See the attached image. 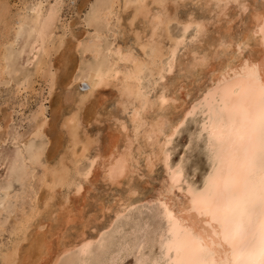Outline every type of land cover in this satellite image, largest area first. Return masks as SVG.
Listing matches in <instances>:
<instances>
[{
    "label": "bare ground",
    "instance_id": "1",
    "mask_svg": "<svg viewBox=\"0 0 264 264\" xmlns=\"http://www.w3.org/2000/svg\"><path fill=\"white\" fill-rule=\"evenodd\" d=\"M33 2H35V1H33ZM85 2H87V1H85ZM136 2H137V0H95L94 3L90 5V10L86 14V17L90 18V23L86 22V17L84 19L85 25L87 27L93 29L92 33L85 31L86 38L84 40H82V39L79 40L76 38V35H75V37L73 35H71V37L74 41L72 44V49L75 52L82 55L83 60L81 63L78 64V66H76V67H78L76 71L72 70L75 73H73L71 71L73 73V75L68 80V83H66V85L70 86L71 84L79 81L80 83L85 84L86 88L84 90L82 88H81L82 90L79 88H78V90H76L74 96H72V98H71L72 99L71 100L72 101L71 108H69V110L65 114H62L61 118L59 119L60 120L59 121V130L62 133V135L65 136V139H64L65 143H63L64 144L63 146H60L59 144L56 145V147L54 146L55 150H54V152H52L53 153V154H51L52 156L49 155L45 159V162L47 165L44 164V169L42 171L41 178H40L41 186H43L45 188V191H43L44 194L41 196V198L38 196V198H40V200L38 198H37V200H35V198H34V201H36L35 203L33 201H31L33 205H32L28 214H24L23 210H21L22 213H21V216H19L20 219L18 220L17 223H14V225H16V228H14V229H16L18 231V233L20 234V237L22 235V239H19L20 237L17 238V239H19V241L21 240V242L23 240H25L26 231L32 230L30 228L33 226H31V227L29 226V229H28V224L32 220V218L39 216L43 213H48V215H46V217H49L53 213L52 211L54 210V208L52 209V211L51 210L47 211V210L51 209L52 206L53 207L55 206V208H56V205H54V203L52 204V200H55L54 195L56 193H54V192H55L56 188H62V187L69 188L71 185L72 186L74 185V186H76V188L74 189L75 192H79V191H77V188L80 189V186L78 185V182L75 181L73 176H81V174L83 173V172L82 173L79 172V165H80L82 160L83 161L86 160V162L87 161L89 162V165L84 172V176H83L84 178H85V174H87V176L88 175L90 176V173L92 171H94L96 168H98L101 172L97 171L96 173H94V180L92 181V183L96 182L97 179L100 178V180H103L102 181L103 183L105 182L109 186L115 185L117 187V186H119V184L121 185V182H119L120 180L117 181L116 183L107 182L105 180V169L110 165V163L114 164L122 156H127L129 158V165H128L129 170H128L127 174L124 177H122L121 179L129 178L128 175L129 174L132 175V173L136 169L135 165L139 162L138 160L141 157L140 155L143 156V154H145V157L143 156V158H145L144 162H146V164H144L146 166L145 167L147 170L146 172L151 173L153 171L155 164H157L156 162L161 163L162 169L164 170L163 172L165 173V176H164L165 178L163 179V181H165L164 185L166 184L165 192H168V188L171 185L172 175H173V173H176V175H177V186H176V188L181 190V187H182L181 185H183L181 183H184L185 188L184 189L182 188V189L184 190L183 193L185 194V196L188 193L189 189L195 190L198 188H203L205 179L208 177L209 173L213 171L212 160L210 158V151H209V135L207 132H204L203 125H204L205 119H206V116L204 113L207 111V103L210 102V100H211V98H209V101L206 102L205 97L208 95L210 90L215 88L214 73L221 70L222 64L225 67L227 66V60L226 59H223V60L216 59V57L219 55L218 50L220 49L221 41L228 44V43H232V41L236 39V38L234 39L231 36L232 25L229 23L230 21L234 20L236 17H240L239 22L244 23V25L246 23V21H244V19L241 18L242 14L245 11L243 9L239 8L237 5L242 4V5L246 6V9L248 7L251 9V11L249 13V20L247 22L248 28L246 27L243 30V32L239 33V36L236 39V40H239L241 38V36H243L244 38H247V36L250 33L256 32L258 30L259 25L261 23H264V20H262V17H264V2L262 0L263 3L260 2L261 3V4L259 3L260 5L256 4L257 7L256 6L253 7V5H255V3L249 4V2L246 0H224V3L227 5V7L223 8V9H217L216 8L217 0H197L196 3H199L201 5L200 8H207L206 11L208 12V14L214 13V15L212 17V22L214 21V24L220 23L221 21H223V23H224V24H222L223 26L221 25L220 27L216 28L218 31H217V37L214 38L215 40L207 41V42L205 41L206 39L203 35H205L206 37L208 35L206 33L207 32L206 27L209 24L211 17H209V19L206 17V19H205L204 17H200V16H196V15L193 16V15H191V13L189 14V12H188V14L186 16H184L183 19H180L178 16L179 14L176 13L177 9L180 8L182 6V4H184L185 2H188V3L193 2V0H180V7H176L174 0H170L168 7L163 9L165 16L168 18V22L163 26V29L158 30L155 33V35L153 34V31L151 28L152 21L150 19H147L146 15L137 16L136 9H135V7H133V5ZM141 2L148 6L147 13L151 14V16H156L161 11V9H159L157 7L159 0H141ZM41 5L38 2L35 5L33 4V7L31 8L30 14L28 16L25 14L18 15V17L16 18V21L11 24L9 22V20H7L8 19L7 15H8L9 9H7L6 4H2V1H1V4H0V26H1V28H0V31L3 30L5 35L3 36V39L0 40V82L4 81V79H5L4 74H5V72H7L9 70V64L13 58L14 52H13L12 48L15 45L14 44L15 43L14 38L16 35H18L19 32H21L23 30V28H26V35H27L26 39L27 40H26L25 46H23L21 48L19 53H21L25 47L28 49L27 56H30L31 61L36 60V66H35L36 72L35 73H37L38 77H40V79L42 80L41 82H43L46 85L47 90H48V95H50L52 90H53V87L55 85V78H56L55 77L56 71L53 69L54 67L52 68V65H51L52 63L50 61H51L52 57L56 56V54L59 53V51H60V53H61V51H64L63 46H64L65 41L63 39V36L60 35L59 37L56 36L58 39V42L56 41L57 43L56 44L54 43V37L52 36V32L49 29V27H52L50 25L53 23L54 20L52 21V23L47 25V27L44 29L43 34L41 33V28L44 27L45 22L48 19L49 13L55 12L54 11L55 9H53L52 11L48 12V14L46 16H43L42 10H41ZM112 5H116V7H112ZM126 5H127V7H126ZM230 5L233 6V7H231L232 11H233V9H236L237 11H234L231 14H229L228 12L231 10V8L229 9ZM34 7L36 8L35 13L33 12ZM228 9H229V11H228ZM54 16H56V14ZM134 17L136 18L135 22L141 23V26H139L140 28L138 27L139 29L136 28L138 25L137 26L134 25L136 23H132V24L129 23V21L133 20ZM189 17H191V20H189ZM224 17H228L227 20H224ZM56 20H58V19L56 18ZM37 21H39V23H37ZM122 21L125 23V25L123 24L124 27L121 25ZM173 22L175 25L179 26V28H180V31L177 35H172L169 31V26ZM190 24H191V26L188 27L187 31H185L186 26H188ZM196 25H201V27L203 28V32L201 35H197ZM56 29H57V27H56ZM190 29H194L196 31L195 35L190 40V42L193 43L194 37H195V40L198 39V41L200 40V41L204 42V46L206 48L208 47L209 51H204L203 50L204 47L200 48L199 46H198V48H196L194 46H187L185 48L183 46L184 41H185V35L187 34V32ZM12 30H13V36H12V38L8 39L6 35L10 34V31H12ZM69 31H71V30H69ZM3 32H0V33L2 34ZM128 33H130V35L132 36L131 37L132 41H130L131 43L128 42L131 45H128V44L120 45L119 42L121 41V39L118 40L119 44H115L116 43V42H114V40H116L115 38H117L119 35H125V34L128 35ZM62 35H64V34H62ZM127 35L125 37H127ZM110 36L114 40L110 41L108 39ZM214 36H215V34H213V37ZM128 37H129V35H128ZM200 37H202V38H200ZM15 39H17V38H15ZM257 39H258V37L253 36L252 43L255 44ZM207 40H209V39H207ZM145 45H148V47H145ZM69 46L71 47V45H69ZM131 46H134V47H131ZM181 46L185 48V54H183V56H185L184 59H182L181 57H177L179 54L178 55L176 54L177 50ZM64 47H66V46H64ZM199 49H202V50H199ZM172 50H175L174 54H173ZM205 55H208L209 57L212 58L211 63H210V67L208 69L196 68L194 66L195 60L198 57H202ZM129 56H130V61H129ZM61 60H63V59L61 58ZM69 63H72V62H69ZM138 64L144 65L143 74L139 80H130L129 83L133 84L137 89L142 90L144 92V94L148 97L149 100L154 101L157 104V107H155V108H153L151 105H149L147 111L144 113L146 126L140 127L139 130L133 125L132 113L135 112L140 106L135 105V104L130 105L128 107L127 112H126L125 108L120 105V93L118 91V89L121 88L125 83L126 74L132 70H135ZM74 65H76V64H74ZM176 68H177V71L179 72V74L180 73L183 74L180 76L181 79H182V77L184 78V80H185V78H187V79L190 78L188 84L182 85L181 83L177 82L179 79L173 80V82L171 80L170 83H168L166 81L164 82L163 79H166L165 78L166 74H172ZM21 71H23V70H21ZM193 72H194V74H193ZM98 73L105 77L106 85H110V86L96 87L95 89L92 90L91 93H89L88 92V87H89L88 82L95 80ZM117 73H119V75H117ZM33 75H34V73H33ZM200 76H202V78L208 76V85L205 87L202 85L204 88L202 87L199 89V95H198L197 99H194V102L191 101V104L189 103V105L184 104V101H185V100H183L184 98L182 99L181 97L176 96L177 91L179 89L180 90L186 89L187 87H189V85L191 83L193 84V82L195 81V78H197V77L199 78ZM83 79H85V80H83ZM156 80H160V81L163 80V83L158 82V84H156V85H159V83H161V85H159V88H158L159 91L158 90H157L158 92L155 91V92H157V94L154 95V94H152L153 93L152 90H156V89H153L151 87V85ZM184 80H183V82H184ZM175 81H176V84H175ZM200 82H201V80H200ZM30 83L31 82H27V85L29 86ZM97 83H99V81H97ZM18 84L23 85L25 83H24V81H20ZM194 84H195V82H194ZM20 85H18V86H20ZM156 85H155V87H156ZM19 88H22V87H19ZM104 89H110L114 95V97H113L114 100L112 102V104L114 103V106L116 109V111L114 113L119 112V113L124 114V115L126 113H128L129 116L126 119L127 120V122H126V121H122L118 117H116L115 116L116 114L115 115H113L112 113L107 114L108 120H113L114 122L117 123V125H115V126H116V130H118V134L120 135V138L116 137V136L115 137L110 136V138L108 137V140L105 143V145L104 144L103 145L100 144L101 146L98 145L99 147L95 151V153L92 155H89L90 151L92 149L96 148L95 146H96V144H98L99 140H98L97 135H93L92 133L91 134L87 133L86 129H84L85 128L84 124L86 126L91 121L98 122V124H99V122L100 123L103 122V121H100V119H99V117H100L99 113H101L103 111H101V112H98V111L105 103V101L103 99L99 100L100 99L99 93H100V91H102ZM27 90H28V88H27ZM17 92H18V89H17ZM149 92H152V93L149 94ZM161 92H164L166 95V98L169 100V103L164 106L163 110H161V108L159 107V94ZM19 94H20V92H19ZM94 94L99 95L98 96L99 99L96 100V95H94ZM150 95H151V97H150ZM152 95H154V96L152 97ZM92 97H95L94 98L95 100L91 101ZM179 98H181L182 101H181V99L179 100ZM124 100L127 101L128 98L125 97ZM173 102H179V104L174 105ZM202 104H203V111L201 110ZM184 105H185V107H184ZM194 108L196 109V111L193 112ZM177 109L180 110V114H178V116L176 118H173L170 120L168 118V116H170L171 114L169 115L168 113H172L173 111H175ZM81 112H82V114H81ZM195 112H197V113L199 112V114L201 113V116H203V120L201 121L202 123L199 122V123H201V125L199 126L200 127L199 133L201 136V133L203 132L204 137H206V142L204 141V143H205L204 145H206L207 149L206 148H204V149H206L208 152V159L210 162L208 171H207L205 177L203 178L202 182H200L199 185H192L190 183L183 181V168L180 165L181 163L179 162L175 166H171L169 163L170 155H169V151L167 150V146L169 145L170 139L173 137V135H175V133L177 132V129L184 122L185 118L189 115V113L194 114ZM30 116H31V120L34 124H32L33 128L31 130V132L29 133V137L31 139H35V138H39V137L43 136L44 128L47 124V121H46L47 119L45 118V115H44L43 106L39 105L35 111L31 112ZM191 117L192 116L190 115V118ZM197 117H198V115H197ZM194 118H195V116H194ZM5 120H8V119H5ZM73 120H75V122H76L75 125L72 124ZM113 121H112V123H113ZM158 121L163 122L162 127L156 126ZM32 122H29V123H32ZM6 123H8V122H6ZM127 123L129 124V127H130V130H128V132H127V128H126V126L128 125ZM66 125H67V127H66ZM121 130H123V132H124V130H126V132L122 133ZM37 131H38V134L33 135V132H37ZM93 133H95V132H93ZM27 135H28V133H27ZM29 137H28V139H30ZM160 137H162V138L160 139ZM197 137H199V136H197ZM27 142L30 145L32 144V142L30 143V140ZM55 142H56V140H55ZM44 146L45 145L40 144L39 146H36L34 149L35 151H37L39 153L40 157L42 156L43 150L45 149ZM144 148L149 149L148 151H147V149L145 150V151H147V153H145ZM136 156L137 157L140 156L138 160H137ZM165 158L167 159V164L164 163ZM149 160H151V162H152L151 166H149ZM93 161H95V163H93ZM12 163H13V161H12ZM20 165H23V161L20 162ZM58 165L60 166L59 168L57 167ZM15 166H16L15 170L12 168L13 164H12L10 169H13V173L15 174L16 178H18L21 175V170H20V166H17V162H16ZM178 166H179V168H178ZM91 168H92V170L89 173V169H91ZM7 169H8V167H7ZM50 170H56L57 175L54 177L52 174V171H50ZM9 172H11V170ZM131 175H129V176L132 177ZM11 176H12V174H11ZM31 176H32V173L30 172L26 179L28 180V178H30ZM12 177H14V175ZM54 179L56 180L57 186L52 187ZM8 181H10V180H8ZM17 181H18V179H17ZM88 183H89V181H88ZM92 183L89 185L92 186ZM6 184H8V182ZM23 185H25V184H23ZM4 187L5 186H3L2 188H4ZM2 188H0V189H2ZM44 188H43V190H44ZM133 190L128 191L130 196H131V193H134ZM169 192L171 193V191H169ZM27 193H29V191ZM57 194H59V193H57ZM75 194H77V193H75ZM7 195H8V193H7ZM159 195H160V193H159ZM159 195L157 196L158 198H159ZM163 195H164V193H163ZM14 199H16V198H14ZM131 199H132V197H131ZM116 201L118 203L119 199ZM3 203H4V206L3 205L2 206L4 208H7L8 207L7 206L8 201L3 200ZM162 203H164V202H162ZM133 204H134L133 201L126 204V206H125L126 208L123 211H125L126 209H129L130 207L133 208ZM136 204H138V203H136ZM59 207H62V206H59ZM66 208H65V212L61 210L62 212L67 213V214L65 215L64 219L61 222V227L59 228L60 231L58 230L59 235H57V236H60L61 240H59V242L57 241L58 242V244L56 243L57 248L54 251V253L52 254V256H48L50 252H49V248L47 246L43 252L41 251V246L46 245L44 236H41V237L40 236H34V245L32 244L33 247L31 246L32 251L30 252V255L28 257L24 254L26 256V258L24 256V258L26 260L24 263L20 262V264H37V263H39V261L40 262L44 261L43 262L44 264H57L58 262H60L63 259L67 260L66 264H86L87 258L89 256V254L92 252L91 248H93L92 247L93 244L95 242H99L101 240L102 234L98 233V235L93 239L84 237L85 232L83 231V229L86 225L85 223H87V222L86 221L85 222L80 221L82 218L81 214H80V213H82V211H80L79 212L80 216H78V219H80L79 221L81 222L79 225L80 228L78 227L80 230L78 229L79 230L78 231L76 229L78 231V234L76 235L75 240L70 241V239H69V242H63L62 240H65V239L68 240V236H67V238L64 239L65 232L66 231L69 232L68 229L67 230L63 229L65 227L64 225H66L68 223L69 217H71V215H69V214L74 212L72 210H71V212L67 211ZM98 208H99V210L98 209L97 210L99 211V213L104 214V211H106L109 207L105 208L104 204L103 205L99 204ZM55 210L58 211L57 208ZM123 211H122V213H124ZM128 211H130V209ZM0 212H1V210H0ZM11 212H13V211H11ZM16 213H17V211H16ZM18 214H20V211ZM97 214H98V212H97ZM61 215H64V214L62 213ZM91 215L94 216V214H91ZM93 216H91V218H93ZM119 216H121V213L118 211H115L114 216H111V217H113L114 219H117ZM50 219H52V218H50ZM82 219H85V218H82ZM183 219L186 223H180L178 225V227L181 229H184V228L191 229L192 227L195 226L199 233H211L213 227H218V225L206 227V225L204 223H198V222L194 224L193 220L191 218H189L188 216H185ZM85 220H87V218ZM198 220H199V218H196V221H198ZM49 221L51 222V220H49ZM60 221H57V222H60ZM72 221H74V217H71V222ZM111 221H113V219ZM77 223L79 224V222H77ZM108 223H110V222H108ZM108 223L106 225H108ZM49 224H52V223H49ZM32 225H33V223H32ZM59 225H60V223H59ZM38 227L39 226L37 225V228ZM165 227H167L166 223H165ZM100 229H98V230L101 231ZM63 230L65 232H62ZM0 231H2V227L0 228ZM34 231H36V230H34ZM96 231H97V229H96ZM1 233H3V232H1ZM36 234H39V233L36 232ZM44 234H46V233L44 232ZM57 239H58V237H57ZM19 241L16 240V242H13L14 244L12 245V247L9 248V250L7 249V251H5L4 253H2L0 255V264H2V262H4V261H17V259H18L17 258V252L20 253L17 250V245H18ZM48 241H49V239H48ZM83 244H89L90 245V248H89L87 255H83L80 252L76 251V249H78ZM129 247H131V245ZM130 250L131 249L129 248L128 251H130ZM112 253L113 252L109 253V255H111ZM45 256L46 257L48 256L47 257L48 259H46ZM18 261H20V260L18 259ZM114 261H115V259H114Z\"/></svg>",
    "mask_w": 264,
    "mask_h": 264
},
{
    "label": "rangeland",
    "instance_id": "2",
    "mask_svg": "<svg viewBox=\"0 0 264 264\" xmlns=\"http://www.w3.org/2000/svg\"><path fill=\"white\" fill-rule=\"evenodd\" d=\"M1 1H2V4H6L7 9H9L8 10L9 12L7 15V18H8L7 20H9V22L11 24L16 21V18L18 17V15L25 14L28 16L30 14L31 8L33 7V4L35 5L37 2L40 3V5L42 4L41 10H42L43 16H46L48 14V12L55 9L54 13L56 14V16H55L53 23L50 25L52 27H49V29L52 32V36L54 37V43L56 44L58 42L57 37H59L61 35V36H63V39L65 41L64 46H66V47L63 46L64 51H61V53L59 51V53H57L56 56L51 58L50 62L52 63L51 64L52 68L54 67L53 69L56 71L55 72L56 78H55V85L53 87V90H52L51 94L48 95V90H47L46 85L43 82H41L42 80L40 79V77H38L37 73H35L36 72V67H35L36 66V60L31 61L30 56H27L28 49L26 47L23 49V51L21 53H19L21 48L23 46H25V43L27 40L26 39V36H27L26 35V28H23V30L21 31L22 33L19 32L18 35L15 36V38H17V39L14 38V41H15L14 44L15 45L12 48L13 52H14L13 58L9 64V70L7 72H5V74H4V78H5L4 81L0 82V188L5 186L4 188L0 189V195H1L0 196V210L2 212V213L0 212V228L2 227V231H0V234H1L0 235V255L2 253H4L5 251H7V249L9 250V248H11L12 245L14 244L13 242H16V240L19 241V239H22V235L20 237V234L18 233V231L16 229H14V228H16V225H14V223H17L18 220L20 219L19 216H21V213H22L21 210H23L24 214H28L32 205H33L31 201H33L35 203L36 201H34V198H35V200H37L38 196L41 198V196L44 194L43 191H45V188L43 186H41L40 178H41L42 171L44 169V164L47 165L45 162V159L49 155L53 154L52 152H54V150H55L54 148L56 147V145L59 144L60 146H63L64 145L63 143H65V140H64L65 136L62 135V133L59 130V121H60L59 119L61 118L62 114H65L69 110V108H71V104H72L71 98H72V96H74L76 90H78V88L79 89L82 88L83 90L86 88L85 84H82L79 81L71 84L70 86H67L66 83H68V80L72 77L73 73H75L73 71L77 70L78 67H76V66H78V64L81 63L83 60L82 55H80L79 53L75 52L72 49V44L74 41H73L71 35H73L74 37L76 35L77 39L84 40L86 38L85 31L92 33L93 29L89 28L85 25L84 19L86 17V14L90 10V5L93 4L95 0H38V1L37 0H0V4H1ZM33 1H35V2H33ZM85 1H87V2H85ZM246 1H248L249 4L255 3V5H253V7H255V6L257 7V5H260L261 3L264 2V0H263V2H262V0H246ZM185 3L182 4V6L180 8L177 9L176 13L179 14L178 15L179 18L183 19L184 16H186L188 14V12H189V14L191 13V15H193V16L196 15V16L204 17L205 19H206V17L208 19H209V17H211L210 18L211 23L209 22V24L206 27L207 28L206 33L208 35L206 34L207 37L205 35H203V36L205 37L206 42L215 40L214 38L217 37V31H218L216 28H218L222 24H224L223 21H221L220 23L214 24V21L212 22V17L214 15V13L208 14V12L206 11L207 8H200L201 5L199 3H195V4L193 2H190V3L185 2ZM231 7H233V6L230 5L229 9ZM229 9H228V11H229ZM234 11H237V10L233 9V11H232V8H231V10L228 13L231 14ZM250 11H251V9L248 7L247 10L241 16V18H243L244 21H246L245 25H244V23H241V22L231 24L232 25L231 36L234 39L235 38L237 39L239 36V33L243 32V30L247 27V22L249 20ZM56 18L58 20H56ZM227 18L228 17H224V20H227ZM135 23H136V24H134L135 26L138 25L136 28L141 26L140 22H138V23L135 22ZM123 24L125 25V23L122 21L121 25L124 27ZM56 27H57V29H56ZM0 28H1V26H0ZM69 30H71V31H69ZM169 31L172 35H177L180 31V28H179V26L175 25L173 22L169 26ZM0 32H3V30H1ZM195 33H196V31L194 29H190L187 32V34L185 35V41H184L183 46L185 48L187 46H194V47L198 48V46H199L200 48L204 47L203 48L204 51H209V48L208 47L206 48L204 46V42H202L200 40L198 41V39L197 40L194 39L193 43L190 42V40L193 38ZM62 34H64V35H62ZM213 34H215L214 37H213ZM4 35H5L4 32L2 34L0 33V36H1L0 40L3 39ZM126 35L127 34L119 35L117 38H115L116 40H114L111 36L108 39L110 41L114 40V42H116L115 44L120 43V45H123V44L131 45L128 42L132 41V38H131L132 36L130 35V33H128V35H129V37L127 35V37L129 38L128 39L127 37H125ZM6 36L8 39L12 38L13 30L10 31V34H8ZM200 38H202V37H200ZM120 39H121V41L119 42L118 40H120ZM207 39H209V40H207ZM69 45H71V47ZM131 47H134V46H131ZM184 47H182V46L179 47V49L177 50V53H176L177 55L179 54L177 57H181L182 59H184V57H185V56H183V54H185V48ZM199 50H202V49H199ZM61 58L63 60H61ZM69 62H72V63H69ZM74 64H76V65H74ZM21 70H23V71H21ZM175 70L177 71V68ZM175 70H174V72L172 71L173 73L171 72L172 74H166V76H165L166 79H163L164 82L166 81V82L170 83L171 80L173 82V80L179 79L177 82L181 83L182 85L188 84L190 78H188V79L185 78V80H184V78L182 77V79L184 80V82H183V80L180 77L183 74H181V73L179 74V72L178 71L176 72ZM33 73H34V75H33ZM193 74H194V72H193ZM83 80H85V79H83ZM163 80H161V81L156 80L152 84L154 87L151 85V87L153 89H156V90H152L153 93L150 92V94L151 93L154 95L157 94V92L159 91V89H158L159 85H161V83H159V85H156V84H158V82L163 83ZM200 80H201V82H200ZM20 81H24L25 84H23V85L18 84ZM27 82H31L32 84L30 83V85L32 87L30 85L28 86ZM194 82H195V84H194ZM194 82H193V84L191 83L189 85V87H187L184 90L179 89L176 93V96L181 97L182 99L184 98L183 99V100H185L184 104L189 105V103L191 104V101L194 102V99H197V97L199 95V89L202 88L203 86L205 87L208 85V76H206L204 78H202V76H200L199 78L197 77V78H195ZM175 84H176V81H175ZM18 85H20V86H18ZM155 85H156V87H155ZM19 87H22V88H19ZM16 88L18 89V92H17ZM27 88H28V90H27ZM155 91H157V92H155ZM19 92H20V94H19ZM99 94H100V96L97 94H94V95H96V100L99 99V97H100L99 100L103 99L105 101L104 105L98 111V112L103 111V112L99 113L100 114L99 119H100V121H103V122H101V123L99 122V124H98V122L91 121L87 124L88 126L87 125L85 126V124H84V127H85L84 129H86L87 133H90V134L92 133L93 135H97L98 140H99L98 144H96V146H95L96 148L92 149L90 151L89 155L94 154L95 151L98 149V147L101 146L100 144L105 145V143L108 140V137L110 138V136H114V137L116 136V137L120 138V135L118 134V130H116V126H115V125H117V123L114 122L113 120H108L107 114H109V113L110 114L112 113L113 115L116 114L115 115L116 117H118L120 120L126 121V122H127L126 119L129 116L128 113H126L125 115L121 114L119 112L114 113L116 111L114 103L112 104V102L114 100V98H113L114 95L110 89H104V90L100 91ZM154 95H152V97ZM150 97H151V95H150ZM94 98L95 97H92L91 101L95 100ZM181 98H179V100ZM182 99H181V101H182ZM173 103H174V105L179 104V102H173ZM39 105H42L44 108V115H45V118L47 119L46 120L47 124L44 128L43 136H41L39 138L31 139L29 137V133L31 132V130L33 128L32 124H34V123L32 122L30 115H31V112L35 111ZM184 107H185V105H184ZM81 114H82V112H81ZM168 114L172 115V116L171 115L168 116V118L171 120L173 118H176L178 116V114H180V110L177 109V110L173 111L172 113H168ZM197 115H198V117H197ZM188 116L185 118V120L181 124V126L177 129V132L170 139L169 145L167 146V150L169 151V155H170L169 163L171 166H175L177 163L180 162L181 163L180 165L183 168V181L190 183L192 185H199L200 182H202L203 178L205 177V175L208 171V168H209V163H210L209 159H208V152L206 150L207 147H206V145H204L205 144L204 141L206 142V137H204V133H203V135L201 134V136L199 133L200 132L199 126L202 123L201 121L203 120V116H201V113L199 114V112L198 113L195 112L194 114H191V116H192L191 118H190V115H188ZM194 116H195V118H194ZM5 119H8L9 121L5 120ZM112 121H113V123H112ZM6 122H8V123H6ZM29 122H32V123H29ZM199 122H201V123H199ZM126 128H127V132H128V130H130L129 124L126 126ZM93 132H95L96 134ZM121 132L124 133V132H126V130H124V132H123V130H121ZM27 133H28V135H27ZM16 134H19V136L22 140L21 143H24L25 141L30 140V143L32 142L31 146L33 147V149H35V147L39 146L40 144L45 145L44 146L45 149L43 150V154L41 156L42 166L33 169L35 176L33 177V175H32L30 178H28V180L25 179V181H24L25 183L23 182L22 184L19 181V179L16 178L15 174L13 173V169H14V166L16 164V161H15L16 160L15 159L16 147H15V145H13L10 142V137L15 136ZM197 136H199V137H197ZM28 137L30 139H28ZM161 138L162 137H160V139ZM55 140H56V142H55ZM5 141H9V143L5 144ZM204 148H206V149H204ZM146 149H147V151L149 150L148 148H144V151ZM147 151H145V153H147ZM140 156H139L140 159H139V157L136 156L137 160L139 159L138 160L139 162L135 165L136 169L134 170L132 175L129 174L132 177H130L128 175L129 178L120 179L119 182H121V185L119 184V186H117V187L115 185L109 186L105 182L103 183L102 182L103 180H100V178H98L96 182L92 183V181L94 180V173H96L97 171L101 172L96 167H95L96 169L90 173V176L88 175L86 178H84L83 177L84 172L87 169L89 162L88 161L86 162V160H84V161L82 160L80 165H79V172L80 173L83 172V173L81 174V176H73L75 181L78 182V185L80 186L79 192H75L74 189L76 188V186H74V185L73 186L71 185L69 188H66V187L56 188V190L54 192V193H56L54 195L55 200H52V204L54 203V205H56V208L58 211L55 210L56 209L55 206L54 207L52 206V208L48 209L47 211H50V210L52 211V209L54 208V210L52 211L53 215L51 214L49 217H46V215H48V213H43L39 216L32 218V220L29 222L28 229H29V226L30 227L33 226L30 228L32 230H30V231L27 230L26 234H25V240H23L22 242L20 240L18 242V245H17V250L20 252V253L17 252V258L20 260V261H18V259H17L19 264H20V262L24 263L26 260L25 259L26 256L28 257L30 255V252L32 251L31 246H32V244L34 245V236H40V237L44 236L46 246L49 248V252H50L48 256H52V254L54 253V251L57 248L56 246H57L59 240H61L60 236H57V235H59V231H60L59 228L61 227V222L64 219L65 215L67 214V213H64L66 207L68 208V209L66 208L67 211H70V212H71V210L74 211L71 214H69V215H71V217H74V221L64 225L65 227L63 229H66V230L68 229L69 232H67V231L65 232L64 230L62 231V232H65L64 239L67 238V236H68V240H66V239L62 240L63 242H69V239H70V241L75 240L76 235L78 234V231L80 230L79 229L80 223L85 222V221L88 224L85 223L86 225L83 229V231L85 232L84 237L93 239L98 235V233L103 234L101 236V240L99 241L100 243L95 242L93 244V246H92L93 248H91L92 252L89 254L87 261H86V264H115L116 261H119V264H136V258H137L136 254L140 253V251H141V249L139 247V242H141L144 239V236L147 232L150 231L151 233H155L158 230L157 228H159V221L157 220L154 211L150 210V209L159 208V204H154L153 202L157 201V200H159L160 203H162V202L166 203L167 202L168 204H172L173 202H175L179 207L181 202L185 198V194L183 193L184 190L182 192L181 190L177 189L176 187L173 190H171V193L169 191L165 192L166 184L164 185L165 181H163V179L165 178L164 177L165 173L163 172L164 170L162 169L161 163L156 162L157 164H155L153 171L151 173H148V172H146L147 171L145 168L146 166L144 165V164H146V162H144L145 158H143V156L145 157V154H143V156L142 155H140ZM12 161H13V163H12ZM11 163L13 164V167H12L13 169H10L12 166ZM7 167H8V169H7ZM10 170H11V172H9ZM91 170H92V168H91ZM11 174H12V176L14 175L15 178L12 177ZM17 179H18V181H17ZM8 180H10V181H8ZM88 181H89V183H88ZM7 182H8V184H6ZM91 183H92V186L89 185ZM23 184H25V185H23ZM181 184H183V185H181L182 186L181 188L184 189L185 184L184 183H181ZM43 188H44V190H43ZM130 190L134 191V193L130 192L131 196L128 192ZM28 191H29V193H27ZM162 192L164 193V195ZM7 193H8V195H7ZM57 193H59V194H57ZM75 193H77V194H75ZM159 193H160V195H159ZM158 195H159V198L157 197ZM131 197H132V199H131ZM14 198H16V199H14ZM40 198H38V199L40 200ZM118 199H119V201L117 203L116 200H118ZM3 200L8 201V205H7L8 207L7 208L3 207L4 206ZM132 201L134 203L133 208L130 207L129 208L130 211H128L129 209H126L125 211H123L126 208L125 207L126 204H128L129 202H132ZM136 203H138L139 205ZM99 204H102V205L104 204L105 208L109 207L106 211H104V214L99 213V211H98L99 210V208H98ZM58 205L62 206V207H59ZM61 210L64 212H62ZM11 211H13V212H11ZM16 211H17V213H16ZM19 211H20V214H18ZM80 211H82V213H80L81 217L85 218V219L87 218V220L90 223L85 219H82V218H81V220L78 219V216H80L79 215ZM115 211H118L121 213V216H119L117 219H114L113 217H111V216H114ZM122 211L124 213H122ZM97 212H98V214H97ZM62 213L64 215H61ZM91 214H94V216ZM91 216H93V218H91ZM37 217L38 218L40 217V218L38 219ZM50 218H52V219H50ZM111 218L113 219V221H111L112 220ZM49 220H51V222ZM57 221H60V222H57ZM77 222H79V224ZM108 222H110V223H108ZM32 223H33V225H32ZM49 223H52V224H49ZM59 223H60V225H59ZM107 223H108V225H106ZM37 225L40 228L39 227L37 228ZM76 229L77 230L79 229V230L77 231ZM96 229H97V231H96ZM98 229H100L101 231H99ZM34 230H36V231H34ZM1 232H3V233H1ZM36 232L39 234H36ZM44 232L46 234H44ZM57 237H58V239H57ZM17 238H19V239H17ZM48 239H49V241H48ZM130 245H131V247H129ZM128 247L131 249L130 251H128L129 250ZM159 248H160L159 238L156 237L155 246L154 247H148L147 250L144 252V255L148 256L150 259L155 258V256H158L160 253ZM111 252H113V253L111 255H109V253H111ZM24 256H25V258H24ZM47 257L45 256L46 259H48ZM113 258L115 259V261ZM66 261L67 260L63 259L60 262H58L57 264H66ZM43 262L39 261V263H37V264H44Z\"/></svg>",
    "mask_w": 264,
    "mask_h": 264
},
{
    "label": "snow or ice",
    "instance_id": "3",
    "mask_svg": "<svg viewBox=\"0 0 264 264\" xmlns=\"http://www.w3.org/2000/svg\"><path fill=\"white\" fill-rule=\"evenodd\" d=\"M169 2L170 0H159L157 7L161 11L156 16L147 13L148 6L141 0H137L133 7L137 16L146 15L152 21L151 28L155 35L168 22L163 9L168 7ZM196 2L197 0H193L194 4ZM174 3L176 7H180V0H174ZM237 6L247 10L242 4ZM225 7L227 5L224 0H217V9ZM33 12H36L35 7ZM54 19V13H49L41 28L42 34ZM135 19L134 17L129 23H135ZM239 20L240 17H236L229 23H237ZM86 22L90 23V18L86 17ZM190 26L191 24L186 26L185 31ZM196 28L197 35H201V25H196ZM253 36L258 37L255 44L252 43ZM172 51L174 54L175 50ZM218 52L216 59H226L227 66L222 64L221 70L214 73L215 88L205 97L206 102L209 98L211 100L207 103L203 125L204 132L209 135L213 171L205 179L203 188L189 189L179 207L175 202H153L159 204V208L150 209L159 221V228L155 233L147 232L139 242L141 251L136 254V264H264V23L247 38L241 36L239 40L228 44L221 41ZM211 59L208 55L198 57L194 66L208 69ZM143 71L144 65L138 64L135 70L126 74L124 85L118 89L120 105L126 112L130 105L140 106L132 113L133 125L138 130L146 126L144 113L149 105L157 107L142 90L129 83L130 80H139ZM88 84L89 93L96 87L110 86L106 85L105 77L99 73ZM125 97L128 98L127 101L124 100ZM168 103L165 93L161 92V110ZM201 110L203 111V104ZM75 123L73 120L72 124ZM156 126L162 127L163 122L158 121ZM37 134L38 131L33 132V135ZM10 142L16 147L15 159L21 170L18 179L23 183L30 172L35 176L33 169L42 166V160L27 141L21 143L19 134L11 136ZM8 143L9 141H5V144ZM21 161L23 165H20ZM151 163L149 160V166ZM164 163L167 164L166 158ZM128 165L127 156H122L114 164L110 163L105 169V180L116 183L127 174ZM50 171L54 177L57 175L56 170ZM86 176L87 174L85 178ZM55 186L57 184L54 179L52 187ZM176 186L177 175L173 173L168 191ZM181 191L183 192L182 188ZM185 216L191 218L194 224L198 222L204 223L206 227H218H213L211 233H199L195 226L181 229L178 225L186 223L183 219ZM196 218L199 220L196 221ZM68 223H71V217ZM156 237L159 238L160 253L150 259L144 252L148 247L155 246ZM45 248L46 245H42L41 251ZM89 248V244H83L76 251L87 255ZM2 264L19 262L4 261ZM115 264H119V261Z\"/></svg>",
    "mask_w": 264,
    "mask_h": 264
}]
</instances>
